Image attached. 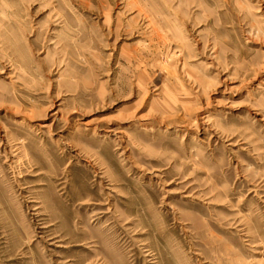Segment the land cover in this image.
I'll list each match as a JSON object with an SVG mask.
<instances>
[{"label":"rangeland","instance_id":"obj_1","mask_svg":"<svg viewBox=\"0 0 264 264\" xmlns=\"http://www.w3.org/2000/svg\"><path fill=\"white\" fill-rule=\"evenodd\" d=\"M0 264H264V0H0Z\"/></svg>","mask_w":264,"mask_h":264}]
</instances>
